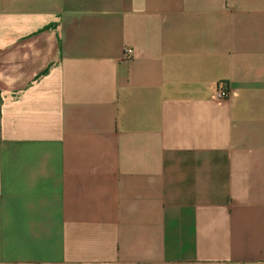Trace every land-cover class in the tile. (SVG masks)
Instances as JSON below:
<instances>
[{
    "label": "crops",
    "instance_id": "0c3cea01",
    "mask_svg": "<svg viewBox=\"0 0 264 264\" xmlns=\"http://www.w3.org/2000/svg\"><path fill=\"white\" fill-rule=\"evenodd\" d=\"M0 264H264V0H0Z\"/></svg>",
    "mask_w": 264,
    "mask_h": 264
},
{
    "label": "built area",
    "instance_id": "2783aa9c",
    "mask_svg": "<svg viewBox=\"0 0 264 264\" xmlns=\"http://www.w3.org/2000/svg\"><path fill=\"white\" fill-rule=\"evenodd\" d=\"M132 55V49L129 47H124L122 49V58L128 59ZM216 97L218 99H225L228 97V91L224 87H220L216 91Z\"/></svg>",
    "mask_w": 264,
    "mask_h": 264
}]
</instances>
